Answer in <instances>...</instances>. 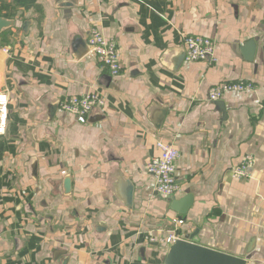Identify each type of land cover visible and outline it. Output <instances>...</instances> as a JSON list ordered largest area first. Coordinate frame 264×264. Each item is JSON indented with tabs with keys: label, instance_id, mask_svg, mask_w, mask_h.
<instances>
[{
	"label": "crops",
	"instance_id": "1",
	"mask_svg": "<svg viewBox=\"0 0 264 264\" xmlns=\"http://www.w3.org/2000/svg\"><path fill=\"white\" fill-rule=\"evenodd\" d=\"M2 17L16 25L0 33V264H163L167 246L145 236L167 235L179 215L145 170L157 140L180 151L176 198L194 196L179 233L199 228L201 244L264 264V0H0ZM93 27L117 43L116 76L90 50ZM188 34L212 38L217 62L180 64ZM239 80L256 90L209 100ZM91 91L106 99L91 121L60 106L46 118ZM247 156L252 176L233 177Z\"/></svg>",
	"mask_w": 264,
	"mask_h": 264
},
{
	"label": "built area",
	"instance_id": "2",
	"mask_svg": "<svg viewBox=\"0 0 264 264\" xmlns=\"http://www.w3.org/2000/svg\"><path fill=\"white\" fill-rule=\"evenodd\" d=\"M185 59L187 61H205L209 64L217 62L216 43L212 38L188 34L183 41ZM89 46L97 61L108 72L116 76L123 70V64L117 43L114 39L107 38L97 27L90 30ZM11 47H5L4 51L10 54ZM256 90L254 83L239 81H224L213 87L209 94L210 101L221 99L226 93L248 92ZM60 108L67 114L74 116L79 122H88L89 116L96 110H102L106 106L105 97L97 92L91 91L80 95L70 96L63 99ZM10 113V92L8 89L0 90V137L5 135L9 124ZM158 153L149 159L145 166L146 172L154 180V190L157 194L167 199L176 198L183 191L182 185L178 182L175 172L176 164L180 158V151L173 141L157 140ZM253 164V158L247 156L243 162L232 169V176L235 178H250L252 175L249 168ZM174 226L165 235L147 234L145 240L150 243H160L169 246L182 235L179 233V226L184 224L182 217L175 216L171 219Z\"/></svg>",
	"mask_w": 264,
	"mask_h": 264
},
{
	"label": "water",
	"instance_id": "3",
	"mask_svg": "<svg viewBox=\"0 0 264 264\" xmlns=\"http://www.w3.org/2000/svg\"><path fill=\"white\" fill-rule=\"evenodd\" d=\"M67 6H71V3H67ZM16 25V20L0 18V33L7 28L14 27ZM30 25L29 21L24 23V28L27 31L28 26ZM244 50L249 54L255 48V42L250 41L244 47ZM182 49V55L179 57V63L185 58V49ZM60 104V101L53 102L52 104L46 106V118L48 120L52 119L55 115V112ZM221 109L225 112V104L220 102L218 104ZM102 115V114H101ZM166 115V109H162L157 117L156 125L160 127L164 117ZM226 115V114H225ZM94 114L92 113L88 122L91 121ZM104 116V115H103ZM96 120V119H95ZM64 185L67 190L71 188V177H66L64 180ZM134 189L135 186L131 182H127V185L124 188V196L123 199L127 203L129 209L133 207V199H134ZM194 202V196L192 194H187L182 198H174L171 200L170 208L174 212H176L179 217H185L192 207ZM200 229L197 228L191 233H187L182 235L181 238L177 239L174 243L167 246L166 251L161 256V260L163 264H248V259L244 257H240L234 254H230L200 243V239L198 237ZM67 261V257L62 264H65Z\"/></svg>",
	"mask_w": 264,
	"mask_h": 264
}]
</instances>
